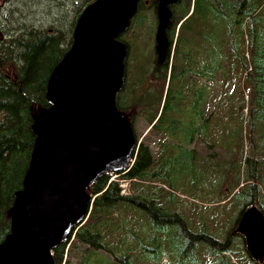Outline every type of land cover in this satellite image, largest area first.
<instances>
[{
    "label": "trees",
    "instance_id": "16d2710c",
    "mask_svg": "<svg viewBox=\"0 0 264 264\" xmlns=\"http://www.w3.org/2000/svg\"><path fill=\"white\" fill-rule=\"evenodd\" d=\"M30 1L37 6L46 0ZM60 1L63 9L66 0ZM90 1L77 4L66 27L31 26L28 34L27 26L17 17L4 14L11 0H0V240L9 231L7 212L30 157L35 136L31 131L33 107L48 106L46 79L71 42L76 16ZM156 1H138L130 23L132 35L145 13L152 10L155 17ZM25 4L26 0H20L18 9H24ZM170 10L164 58L157 57L153 41L145 56L149 65L141 68L133 84L126 69L123 86L115 96L116 107L128 114L133 124L129 110L139 107V115L151 125L138 133L133 126V161L120 176L128 181L126 194H120L116 181H108L107 173L88 184L91 208L70 241L83 246L81 264H168L175 258L179 263L174 264H199L195 255L199 244L213 256L205 263L228 264L225 253L230 252L234 236H241L232 230L244 206L251 199L264 212L258 187V182H264V159L254 164L257 156L264 157V0H176ZM20 19L24 21L23 16ZM68 20L60 19L59 25L65 26ZM119 36L126 45V60L130 38L125 31ZM206 80L216 83L214 91H206ZM208 98L210 108L204 112L202 106ZM186 106H190V122L197 128L173 120V114L186 113ZM214 133L223 138L213 141ZM151 134L199 147L172 152L170 144L163 142L154 152L159 160L155 164L153 149L145 139ZM227 137L232 141H226ZM209 146L217 147L210 153L220 155L236 150L245 165L243 171L236 167L233 175L217 183L222 198L253 179L243 191L244 202L235 222L223 223L220 240L201 221L199 231H194L195 217L187 214L186 222L181 206L183 195L190 200L203 195L210 184L207 176L219 171L224 174L222 160L212 163L195 149ZM153 178L159 184L150 187L147 181ZM140 181L145 183L140 185ZM240 181L243 184L238 187ZM69 239L70 235L51 249L53 264H65Z\"/></svg>",
    "mask_w": 264,
    "mask_h": 264
},
{
    "label": "water",
    "instance_id": "95a60500",
    "mask_svg": "<svg viewBox=\"0 0 264 264\" xmlns=\"http://www.w3.org/2000/svg\"><path fill=\"white\" fill-rule=\"evenodd\" d=\"M176 0H157L154 42L167 49L165 29ZM145 3L147 0L144 1ZM138 0H92L75 19L71 43L46 79L49 105L33 108L34 139L21 187L8 209L9 231L0 240V264H53L50 250L85 220L89 183L124 169L133 156L127 115L115 105L124 80L127 28ZM234 232L249 256L264 263V215L244 206Z\"/></svg>",
    "mask_w": 264,
    "mask_h": 264
},
{
    "label": "rangeland",
    "instance_id": "374dc122",
    "mask_svg": "<svg viewBox=\"0 0 264 264\" xmlns=\"http://www.w3.org/2000/svg\"><path fill=\"white\" fill-rule=\"evenodd\" d=\"M33 1V0H32ZM81 0H76V2L72 0H66L64 1L65 6L63 9H61L62 2L60 0H46L44 2L39 3V5L34 6L30 0H26V4L24 9H18L20 0H11V4L5 5V7H8V10L3 11L4 14H7L9 17H17L18 22L21 24H25L28 29V34L31 26H46L49 24V26L52 27H66L69 24V17L73 15L74 10L77 6V4ZM89 3V2H88ZM87 4V3H86ZM85 6V5H84ZM9 7L11 9L9 10ZM83 8V7H82ZM150 8V6L148 7ZM151 10V8H150ZM6 12V13H5ZM136 12V11H135ZM149 13H145L143 18L138 20L137 22V28L132 35V27H130L131 20L133 18V15L131 16L127 28L124 30L125 34L128 38H130V47H129V55L125 60L124 57V80L126 78V69L129 74V78L131 83H134L135 77L138 75L141 68L149 65V58H146L145 56L150 53V50L152 48V43L154 41V33H155V27H156V19L151 11H148ZM80 13V12H79ZM24 17V21L20 19V17ZM67 17V20L65 22V26H60V19H64ZM77 17V16H76ZM2 20V18H1ZM42 24V25H41ZM23 28V27H21ZM25 29V28H23ZM26 32V31H24ZM10 33V32H8ZM122 41V40H121ZM123 42V41H122ZM127 53V52H126ZM154 53V49H153ZM126 62V65H125ZM198 79L197 75H194V80L196 81ZM213 84V85H212ZM215 82L213 81H205L206 91H214L215 88ZM123 86V84H122ZM211 99H206L203 103L202 108L204 109V112H207L209 110V101ZM190 106H186L185 109L187 110L186 113L183 114H173V120L174 121H182L183 124L187 127L197 128V125L195 123H191V115L188 114ZM214 105L212 106L211 110H213ZM129 111H132V115L134 117V129L135 131L142 132L144 131L148 125L147 120L144 116L139 115L141 113V110L139 107H133ZM149 117V116H148ZM148 119V118H147ZM229 133V131H227ZM257 133V132H256ZM214 138H211L213 141H220L223 137L219 138L217 133H214ZM198 138V137H195ZM149 141V147L153 150L154 160L155 164H159L158 155H155L154 152L156 150L157 146H160L163 144V142L170 144L169 150L174 152L175 148H180L182 150L183 148L187 151L191 146L193 147H199V145H193L191 144H184L182 141H180L177 138H173L170 136L165 135H147L145 138ZM159 139V140H158ZM226 141H232L230 137H227ZM201 152H204L206 157H210L212 163H217L222 160L224 164V174L221 175L220 171L218 172V175H210L207 176V182L210 183L207 190H204V193L200 198L190 200L187 198L186 195H183L184 201L181 203L182 209L184 211L185 220L188 221L187 214H189L192 217H195L194 219V225L193 230H198V221H201L204 226L208 227L209 230H214L215 233L212 231L210 233H213L214 237L217 240H220L221 232H222V225L223 223H229L230 225L235 222L237 215L243 205L244 198H245V192L244 189L251 183H253V179L250 180L247 183H245L239 190L236 188L234 190H230L226 196L222 198V190L217 185V183L220 181V179H226L233 175V173L236 171V167H239V172L245 169V165L242 163V159H238V156L236 154V150L232 151L229 150V152L224 153L223 155L210 153L212 150H216L217 147H205L203 148H195ZM184 154L182 153V156ZM257 160H263L264 157L257 156ZM118 175V174H116ZM113 175L112 177L116 176ZM121 186H124V182L119 179V176L114 178ZM152 181H147V185L150 187L157 186L159 184V181L155 178L151 179ZM234 180V177L232 176L230 178V182ZM145 182L140 181V185H143ZM204 183V184H206ZM242 181L239 182L238 187L242 185ZM259 192L262 195V198L264 200V182L259 183ZM216 188V189H214ZM164 189V187H163ZM253 187H251L250 190H252ZM176 192H179V189H176ZM184 194H186L184 192ZM176 201V199H174ZM255 204L257 208H259L262 212L263 209L260 207V204H257L255 202H252L251 199H249L248 204ZM264 214V212H263ZM160 222L162 220L160 219ZM159 223V222H158ZM235 226V225H234ZM209 233V232H206ZM241 235V234H240ZM234 240L232 242V245L229 246L230 252L225 253L228 256V264H254V260L249 256V254L246 252L245 247L241 246V239H243V236H239L236 234L234 236ZM71 240V238H70ZM72 241V240H71ZM198 241H201V239H198ZM244 242V241H243ZM67 252V255H65L66 262L65 264H81L82 256L84 255V251L81 250L83 248L82 244L79 242H70V245ZM195 255L198 257L199 264H207L204 261H206V258H209L211 260L212 254H207L206 250L204 249V245H197L195 247ZM107 253V252H106ZM109 254V253H107ZM164 260V259H163ZM161 260V262H165ZM179 263L178 260L175 258L173 260H170L168 264H174ZM256 262V261H255ZM188 264V263H187ZM257 264V262H256Z\"/></svg>",
    "mask_w": 264,
    "mask_h": 264
}]
</instances>
